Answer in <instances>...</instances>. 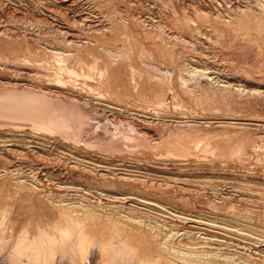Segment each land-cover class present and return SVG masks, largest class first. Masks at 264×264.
Listing matches in <instances>:
<instances>
[{"label": "rangeland", "instance_id": "obj_1", "mask_svg": "<svg viewBox=\"0 0 264 264\" xmlns=\"http://www.w3.org/2000/svg\"><path fill=\"white\" fill-rule=\"evenodd\" d=\"M230 2L248 3L225 0L223 7ZM218 3V0H0V88L30 87L48 97L58 91L57 97L74 96L83 108L92 110L83 111L86 127L82 125L79 136L87 138L85 141L77 135L74 141L70 135L42 126L0 122V169L9 166L30 169L31 173L40 170L44 178L80 187L91 198L100 191L112 190L153 204L156 201L174 206L178 215L219 224L232 222L230 225L236 227L234 217L245 220L239 224L245 229L264 231V108L245 102L246 97H237V101L215 99L213 89L206 84L197 83L188 90L176 77L170 80L157 70L176 67L162 46L163 34L177 31L188 38L197 37L200 30L206 33L207 24H212L223 36L222 45H210L201 35L206 46L204 52L176 48L175 55L182 51L198 67L206 65L210 75L217 73L228 80L219 84L235 82L246 87L258 84L264 90L261 79L230 81L235 76L231 73L234 70L256 76L264 74V62H257L253 68L239 63L231 66L227 57L219 59V50L229 51L236 38L232 40L231 31L212 20L210 14L199 13L213 9L215 12ZM184 17L193 22L187 24ZM89 23L88 26L100 23L109 28L94 33L84 29ZM57 27L63 36L77 34L74 39L79 44L68 46L60 42L61 35L54 32ZM238 32L252 39L254 45L257 41L256 45L264 50L263 23L246 20ZM95 41L120 55L111 56ZM57 49L71 50L57 56L53 51ZM45 90H51V94ZM16 180L12 176L0 178V229L3 228L0 243L8 248L15 238H20L17 235L23 227L28 235H34L38 226L52 234L51 226L59 216L47 200L42 202L46 191L38 194L36 189L18 186ZM106 212L111 214L109 208ZM100 220L87 225L90 228L107 225L114 218L105 216ZM8 234L12 240L6 237ZM129 234L135 236L137 231ZM253 236L260 237L258 233ZM144 247L155 252L154 245L144 243Z\"/></svg>", "mask_w": 264, "mask_h": 264}, {"label": "bare ground", "instance_id": "obj_2", "mask_svg": "<svg viewBox=\"0 0 264 264\" xmlns=\"http://www.w3.org/2000/svg\"><path fill=\"white\" fill-rule=\"evenodd\" d=\"M218 1L220 9L217 7L215 12L213 11L214 9L212 11L203 12H199L200 10L198 11L197 9L195 10L203 15L210 14L212 16L211 19L213 18L212 20L217 22L223 28L231 31L230 36L232 40L233 38H236V42H233V46L229 51H224V48V50L217 51L220 53L219 59L223 60L227 57L232 61L231 66L239 63L253 68L255 64L257 65V62H264V50L256 45L257 41L254 45V43L250 41L252 39L249 40L243 33L242 35L238 32L240 27L246 24V20H252L257 24H264V0H247L248 3L246 5L230 2L226 7H223L225 0ZM221 7L223 8L221 9ZM71 20L72 22L75 21V19L73 20V17ZM122 20L125 21V19ZM184 21H186L187 24H190V21L192 20L188 17H184ZM84 24L82 25L85 26ZM88 25H90V23L87 24L84 29H90L89 31L94 33L103 30L105 32V29L109 28L106 27L105 24L100 23L97 25L95 24L96 26ZM214 27L215 26L212 24H207L206 33H202V30H200L197 37L194 35V37L191 38H188V36H184L177 31H175L177 34L173 32L167 33L166 36L163 34L162 46L171 59H173L174 66L176 67L163 69L157 68L158 72L161 71L170 80H173V77H176V81H181V85L188 90L197 83L206 84V87L213 89L214 93H212V95L215 99L234 101L237 97H246L245 102L249 101L252 105L255 104L257 106L258 104L261 109L264 108V90L258 88V84V86L253 85L248 87L235 82L219 84L220 81L226 82L228 80L221 79L222 77L217 73L215 75H210V71H206V69H208L206 65L198 67V65L191 62L192 57H187L182 51L175 55L176 48H180L181 50L192 48L193 51L199 50L200 52H204L206 46L201 39V35L204 36L210 45L221 44L223 36L221 37V34L219 35ZM79 28L81 29L83 27L81 26ZM235 29L237 31H235ZM60 31L61 30L58 27L54 29L56 34L61 35L59 36L60 42H64V44L68 46L79 44L77 43L78 39L77 41L74 39L77 34L67 33L68 35L71 34V36L68 37L63 36ZM94 43H96L101 50L111 56L120 55L119 52L102 46L98 41H95ZM53 51H55L54 53L57 56H62V53L67 50L61 51L57 49ZM217 59L218 58H216V60ZM149 64L151 65V63ZM231 73L235 76L230 79V81H251L250 78L256 79V81H260V79L264 81V74H257L256 76L252 75L250 72L243 73L237 70H234V72ZM36 90H38V88ZM50 91L45 90L46 93L51 94ZM52 93L54 92L52 91ZM57 93L58 91L56 92V95L52 96V94L48 97L49 95L47 96L44 93L34 92L30 87L29 89L22 90L7 87L0 88V122L5 120L15 121V123L20 124H16L17 126L29 125L32 128L42 126L47 129L57 130L60 133L62 132L66 135H70L69 138H72L74 141L75 138H77H74V135H77L82 141H85L87 138H83V135L79 136V134H81L79 133V130L81 127L83 128L85 124L84 118L82 119V117H84L83 111L86 110L87 112V110H92L85 107L83 108L81 102H78L79 99L74 96H68L70 99H61L57 97ZM233 95H236V97H233ZM87 102L82 101L83 104H86ZM88 105H90V103ZM86 107L89 106L86 105ZM97 110L93 112L96 114ZM94 113H92V115ZM86 115L89 116L90 113ZM116 115L118 114L116 113ZM84 127H86V125ZM88 130L89 129L87 128V131ZM146 136L148 137L150 135H147L146 133ZM150 143L152 144V142ZM45 164H47V162ZM8 167L9 166H6L3 171L0 169L2 171H0V178L12 176L15 180L17 179L16 183L20 187H31L33 190L36 189L38 192H35L38 194H42L46 191V196H44V199H41L42 202L47 200L52 207L58 210L59 216L53 224L51 222L52 226H50L52 227V234L46 231L45 227L38 226L34 235H28L26 228L24 230L23 227V230L21 229V231H19L20 234L17 235L20 238H18V240L15 238L16 240L11 246L9 245V248L5 246V243L1 242L0 264H264V231L260 230L259 232V230L254 227L245 229L242 227L243 225H239L243 224V221L245 220L241 221L238 220L239 218L236 219L233 217L232 220L236 221V225H238L236 227L235 225H230L232 222L229 224H219L212 221L205 222L201 219H194L188 215L176 214L174 212V206L171 207L170 205H164L155 201L156 203L154 202V204H159L158 207L153 203H150V201H142L144 198L139 200L138 197L131 198L128 195H122V192H115L112 190L106 191V193L100 191L99 193H96L97 196L93 195L94 198H91L89 193L85 192L84 194V191L80 189V187L74 185H61L59 183H54V181L47 176L44 178V173L42 175L40 170L31 173L32 171H30V169L26 170L22 167ZM106 207L111 210V214L106 212ZM101 208L104 209L102 210L103 212H101ZM115 210H120L121 212H114ZM105 216L113 217L114 220L110 224H105L106 227L98 222L101 225L97 224V227L90 228L89 223L92 222V220H100ZM49 221L47 220V222ZM94 223L95 222H93V225ZM133 231H137V235L135 234V236H132L129 234L131 232L133 233ZM253 233H258L260 237L253 236ZM9 236L10 235L8 234L6 237L12 240V236L11 238H9ZM143 236H146L145 239ZM3 238L4 237H2L3 241L6 240V238ZM144 243H147L150 247L154 245L153 250L155 252L151 249H146Z\"/></svg>", "mask_w": 264, "mask_h": 264}]
</instances>
